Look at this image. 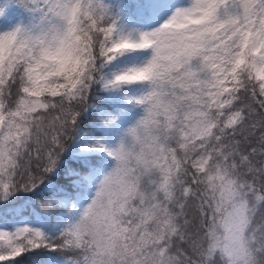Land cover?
<instances>
[{
  "label": "snow or ice",
  "instance_id": "snow-or-ice-1",
  "mask_svg": "<svg viewBox=\"0 0 264 264\" xmlns=\"http://www.w3.org/2000/svg\"><path fill=\"white\" fill-rule=\"evenodd\" d=\"M44 189L0 264H264V0H0V206Z\"/></svg>",
  "mask_w": 264,
  "mask_h": 264
},
{
  "label": "trees",
  "instance_id": "trees-1",
  "mask_svg": "<svg viewBox=\"0 0 264 264\" xmlns=\"http://www.w3.org/2000/svg\"><path fill=\"white\" fill-rule=\"evenodd\" d=\"M55 183L63 184L66 180L63 175L56 178ZM59 193L48 189L41 190L34 195L21 194L12 204L0 206V218L32 217L37 218L47 213L46 209L41 208L37 201L58 197ZM54 215V213H53ZM255 221L257 225L264 224V208H260L256 214ZM41 257L32 253L21 256L14 264H40Z\"/></svg>",
  "mask_w": 264,
  "mask_h": 264
}]
</instances>
